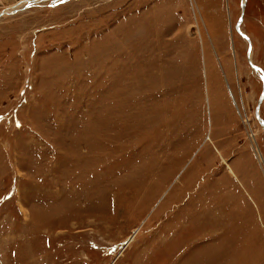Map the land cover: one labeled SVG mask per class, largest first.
<instances>
[{
  "label": "rangeland",
  "instance_id": "obj_1",
  "mask_svg": "<svg viewBox=\"0 0 264 264\" xmlns=\"http://www.w3.org/2000/svg\"><path fill=\"white\" fill-rule=\"evenodd\" d=\"M251 65L264 0H0V264H264Z\"/></svg>",
  "mask_w": 264,
  "mask_h": 264
},
{
  "label": "flooded vegetation",
  "instance_id": "obj_2",
  "mask_svg": "<svg viewBox=\"0 0 264 264\" xmlns=\"http://www.w3.org/2000/svg\"><path fill=\"white\" fill-rule=\"evenodd\" d=\"M242 8V7H241ZM243 9V8H242ZM242 17H243V15L241 14V21H242ZM235 32H237L238 34H240L246 41H247V43L249 44V48H248V52H247V58H250V46H251V44H250V40H249V38L247 37V36H245L244 34H242L241 33V31H240V29H239V26L236 24L235 25ZM252 66V65H251ZM253 67V66H252ZM256 69V70H255ZM253 70H255V71H257L258 72V74H260V79H261V81H262V91H263V88H264V83H263V80H262V77H264V74H263V72H262V70L261 69H259L258 67H253ZM262 93V92H261ZM261 96V95H260ZM260 98V97H259ZM259 101V100H258ZM255 116H256V113H255ZM256 118H258V121H259V123L262 125V128H263V130H264V126H263V123L264 122H262V120L260 119V113L258 112V117H256ZM260 119V120H259Z\"/></svg>",
  "mask_w": 264,
  "mask_h": 264
},
{
  "label": "water",
  "instance_id": "obj_3",
  "mask_svg": "<svg viewBox=\"0 0 264 264\" xmlns=\"http://www.w3.org/2000/svg\"><path fill=\"white\" fill-rule=\"evenodd\" d=\"M242 8H244V6H242ZM243 15V14H242ZM256 70V69H255ZM262 80H263V83H264V77H262ZM264 98V88H263V91H262V94L259 98V104L262 102V99ZM259 104L257 106V111H256V117H258V109H259ZM260 120V119H259ZM263 126H264V123H263Z\"/></svg>",
  "mask_w": 264,
  "mask_h": 264
}]
</instances>
